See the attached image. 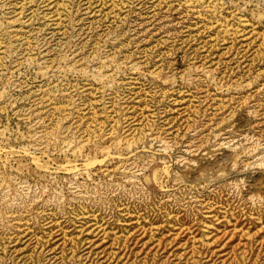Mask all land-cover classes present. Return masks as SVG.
I'll return each mask as SVG.
<instances>
[{
  "label": "rangeland",
  "instance_id": "374dc122",
  "mask_svg": "<svg viewBox=\"0 0 264 264\" xmlns=\"http://www.w3.org/2000/svg\"><path fill=\"white\" fill-rule=\"evenodd\" d=\"M0 264H264V0H0Z\"/></svg>",
  "mask_w": 264,
  "mask_h": 264
},
{
  "label": "bare ground",
  "instance_id": "6f19581e",
  "mask_svg": "<svg viewBox=\"0 0 264 264\" xmlns=\"http://www.w3.org/2000/svg\"><path fill=\"white\" fill-rule=\"evenodd\" d=\"M150 12H151V11H150ZM150 12L148 11V14H151L150 16L147 17L148 20H147V19L145 20V21L148 22L149 24L152 23V22H154V21L157 19V17H158V16H157V13H153V14H152V13H150ZM86 17H87V15H86ZM150 17H153L154 20L149 21V18H150ZM148 26H150V25H148ZM153 26H154V25H153ZM155 26H156V25H155ZM13 30H17V28H16V29H13ZM20 31H21V30H20ZM20 31H19V32H20ZM130 124H131V123H130ZM132 124H133V122H132ZM132 124H131V125H132ZM97 234H98V233H97Z\"/></svg>",
  "mask_w": 264,
  "mask_h": 264
}]
</instances>
